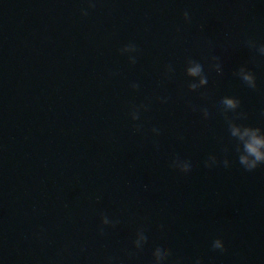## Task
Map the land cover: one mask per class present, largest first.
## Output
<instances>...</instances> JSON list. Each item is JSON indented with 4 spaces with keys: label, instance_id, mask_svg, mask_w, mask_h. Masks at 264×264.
Wrapping results in <instances>:
<instances>
[{
    "label": "water",
    "instance_id": "95a60500",
    "mask_svg": "<svg viewBox=\"0 0 264 264\" xmlns=\"http://www.w3.org/2000/svg\"><path fill=\"white\" fill-rule=\"evenodd\" d=\"M91 2L0 0V264H155L164 245V264H264V165L239 164L220 103L264 136V0Z\"/></svg>",
    "mask_w": 264,
    "mask_h": 264
},
{
    "label": "clouds",
    "instance_id": "9594fccd",
    "mask_svg": "<svg viewBox=\"0 0 264 264\" xmlns=\"http://www.w3.org/2000/svg\"><path fill=\"white\" fill-rule=\"evenodd\" d=\"M89 6L91 8L95 7V4L91 2L89 3ZM82 15L87 16L88 12L86 10H82ZM184 19L187 21L190 19L188 12H184ZM248 46L257 49L261 53V55H264V44L257 45L255 40H249ZM127 51H133L137 52L138 49L136 45L134 44H128L124 48L121 49V53H126ZM130 61L132 64L136 63L135 57H130ZM212 63L210 65L211 70H214L218 74H222L223 70L221 67V64L219 63V57H212ZM187 65H194L192 67H186V74L188 76H199V84L197 83H189L188 88L190 91H198L200 88H203L207 86L208 84V76L204 71V66L193 59H188ZM169 72L173 71L171 68V65L168 66ZM249 88L255 89L257 87V77L253 71H251L246 65L241 66L237 73H235ZM132 87L134 89H138V84H133ZM162 102H167L166 100H162ZM222 105V112L225 115V118L228 121L229 126V132L231 137L235 138L237 141L236 145V151L239 153L238 162L240 165L244 167L246 171H254L257 168H259L261 165H264V136L259 135L262 128L260 127H253L248 126L244 124H239L240 127L244 128L243 135H238L239 133V127H236L235 125L236 120L241 118H246V114L243 112H240L236 115L235 118L230 117L228 115L229 112H235L238 108L241 106V101L237 97L233 96H225L220 101ZM140 108H143L144 110H147V107L144 105H141ZM140 108H137L133 106V109L131 111V118L134 121H137L140 119L139 111ZM193 110L195 111V107H193ZM203 116L205 119L209 116L208 109L202 108L201 109ZM140 130V126H136V131ZM153 133L159 135V129L153 128ZM179 159V158H177ZM229 161L225 160L224 164L225 166L229 165ZM173 168H176L174 164L171 165ZM192 165L186 164L183 168H179L181 172L187 173L191 170ZM178 169V168H177ZM116 223H119V221H111L109 220L108 216L106 214H102V225H112L115 226ZM101 235L104 234V228H100ZM137 234L140 235L141 240L143 243L140 242V240L135 239L134 245L136 249H142L143 245L147 243V236L144 234V230L140 229L138 230ZM213 248L221 251H226L225 243L222 239H216L213 242ZM154 256V262L155 264H164V262L171 256V249L164 245L163 247H157L153 253ZM179 264V262H177ZM195 264H202L201 260H197Z\"/></svg>",
    "mask_w": 264,
    "mask_h": 264
}]
</instances>
